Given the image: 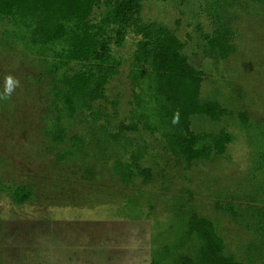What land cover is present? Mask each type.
<instances>
[{
    "label": "rangeland",
    "instance_id": "374dc122",
    "mask_svg": "<svg viewBox=\"0 0 264 264\" xmlns=\"http://www.w3.org/2000/svg\"><path fill=\"white\" fill-rule=\"evenodd\" d=\"M105 1L99 0L96 16ZM142 5L144 21L170 28L185 42L191 63L204 72L203 100L227 110L218 121L195 116L193 131L227 130L234 141L222 155L187 164L160 135L141 126L109 140L106 132L116 133L133 111L129 73L138 37L129 34L124 45L115 47L123 60L120 72L95 103L103 116L64 118L66 135L55 142L47 132L57 115L51 77L39 58L4 38L7 23L0 20V92L6 75L20 80L12 97L0 100V187L25 185L33 193L31 200L17 204L0 189V264H151L152 256L175 261L186 241L184 215L191 212L213 222L227 253L264 264L259 230L264 171L255 168L259 143L254 147L259 134L243 129L241 115L264 123V6L229 0L226 21L235 31L236 51L215 59L203 53L202 33L213 30L203 0H142ZM141 145L146 151L139 166L150 174L136 173L134 184L127 186L113 164Z\"/></svg>",
    "mask_w": 264,
    "mask_h": 264
},
{
    "label": "trees",
    "instance_id": "16d2710c",
    "mask_svg": "<svg viewBox=\"0 0 264 264\" xmlns=\"http://www.w3.org/2000/svg\"><path fill=\"white\" fill-rule=\"evenodd\" d=\"M204 11L213 30L202 33L203 53L226 59L236 51L232 26L226 21L229 0H203ZM264 6V0H251ZM99 0H0V20L7 23L3 36L19 43L39 58L51 77V106L57 115L47 132L55 142L66 135L63 119L98 120L103 113L95 103L104 98L106 86L119 74L123 60L115 47L125 44L129 34L138 37L131 54L129 78L133 86V111L129 122H122L109 140L122 139L127 131L141 126L152 135H160L167 149L190 164L198 159L222 155L234 141L233 133L194 132L192 119L208 115L218 121L227 110L216 101L201 97L204 72L196 68L185 53V42L170 28L146 22L142 0H106L101 14L95 15ZM95 15V16H94ZM76 64L77 67L73 65ZM242 127L252 128L258 138L255 168L264 171V123H252L242 114ZM254 137V136H253ZM252 137V138H253ZM260 146V147H259ZM145 146H137L130 156L118 159L113 171L120 182L132 186L136 173L150 174L139 166ZM69 152L61 153L63 158ZM17 204L33 198L28 186L0 187ZM228 210L238 215L234 205ZM255 212V217L259 218ZM185 216V245L178 248L175 261L152 256L151 264H255L237 259L226 252V244L213 222L196 213ZM264 238V223L259 224ZM186 250L188 253H182Z\"/></svg>",
    "mask_w": 264,
    "mask_h": 264
},
{
    "label": "clouds",
    "instance_id": "9594fccd",
    "mask_svg": "<svg viewBox=\"0 0 264 264\" xmlns=\"http://www.w3.org/2000/svg\"><path fill=\"white\" fill-rule=\"evenodd\" d=\"M20 86V80L12 74L4 77L3 91L0 92V100H8Z\"/></svg>",
    "mask_w": 264,
    "mask_h": 264
}]
</instances>
